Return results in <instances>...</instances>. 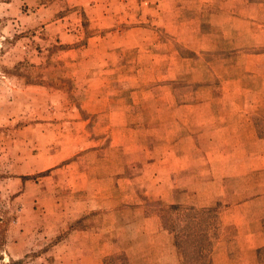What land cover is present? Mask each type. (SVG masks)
Listing matches in <instances>:
<instances>
[{"label": "rangeland", "instance_id": "rangeland-1", "mask_svg": "<svg viewBox=\"0 0 264 264\" xmlns=\"http://www.w3.org/2000/svg\"><path fill=\"white\" fill-rule=\"evenodd\" d=\"M195 8L202 2L0 0V264H264V234L251 235L264 219H241L259 205L220 218L264 188V169L222 178L205 162L264 154V94H244L261 83L264 92V68L250 59L263 34L248 33L263 30V0L184 15ZM240 72L263 75L231 77ZM239 121L263 143L217 151L215 128ZM188 136L206 160L174 172L165 194L164 154ZM189 188L200 206L179 202Z\"/></svg>", "mask_w": 264, "mask_h": 264}, {"label": "crops", "instance_id": "crops-1", "mask_svg": "<svg viewBox=\"0 0 264 264\" xmlns=\"http://www.w3.org/2000/svg\"><path fill=\"white\" fill-rule=\"evenodd\" d=\"M182 1H189V2H196L197 4L202 2V6L204 8H195L192 9L191 11H195L194 12H187L186 14H184L185 16H214L216 15L215 11L216 9L213 8V1H217V0H182ZM248 1V0H247ZM262 1V0H260ZM209 3V4H207ZM248 7H254V5L256 3H247ZM261 6V3L259 4ZM258 5V6H259ZM209 7V8H208ZM209 9V10H208ZM235 29V28H232ZM186 34V36H188V34L190 33L189 30H183ZM202 31V30H201ZM200 30L196 33L201 32ZM217 32V29H215V27L211 28V32ZM204 32V31H203ZM251 37H257L258 33L259 35L263 34V48H264V0H263V30H252L251 32ZM197 40H199V38H197ZM198 44V43H197ZM199 45V44H198ZM249 47L251 46H255V44H249L247 45ZM257 46V45H256ZM205 49V48H203ZM214 49V48H212ZM250 59H258L260 62V66L262 68H264V49L263 52L257 53V54H252L250 55ZM263 61V62H262ZM235 74V75H234ZM231 75V77L233 79L237 78L239 81L243 80V79H258L259 77H262L263 74H261V72H258L254 75L252 74H246L245 72H240V73H234ZM257 74V75H256ZM259 75V77H258ZM239 77V78H238ZM262 79H264V76L262 77ZM260 88L262 90H258L257 91H253V90H245L244 94H248L251 92V94H256L261 97H263V83L259 84ZM232 89V88H231ZM230 90V89H229ZM230 93V92H229ZM263 107V106H261ZM216 111L217 113H221V108L219 106H216ZM197 109V108H196ZM228 110V112L230 114H236L234 112V108L232 106H227L226 108ZM218 116L215 118L217 119ZM237 124V128L228 125L227 127H223L221 126V124L219 126H217L215 128V132L212 136V144H215V149L217 151L220 150V144L222 143H227L228 145H236V144H240L242 143L243 146L246 145H251V143L254 144H262L263 143V136H259L257 129L255 128V125L250 123V122H236ZM241 123V124H240ZM247 125V126H245ZM229 127V128H228ZM231 128H234L233 133L235 134L236 137H241L242 141H239L238 138H236L234 135H232L231 133ZM237 129L239 130V133L237 134ZM249 133V135H248ZM224 135L228 136V137H224ZM225 138H227V140H225ZM180 141H182V143H185L184 145H186L182 150L180 151H175L174 153L171 152L172 150H170V148L168 149L169 152L164 154V175L166 178H169V180H167L165 182V186L163 187V189L161 191H163L165 194H172V192L174 191L173 189V185L170 182V178L172 176V174L176 171L179 172H183L186 173L190 168L193 167H199V161L202 160H206L204 159V157L202 156V154L198 153V148H197V143L198 140L196 138V136H188L185 139H180ZM212 156L214 158H207V160L205 161L206 163H212V168H217V176H221L222 178L226 177V178H231V177H237V176H242V175H247L249 174V172L251 170H256V173H258L259 170V174L263 175V161H264V154L260 153L259 156H256L253 161L251 162V157L247 158L248 155H242V154H237L235 152L232 153H228L225 154L224 152L219 154V155H214L212 154ZM197 169V168H196ZM259 185H264L262 178H261V182L259 183ZM255 189V186L253 187V190ZM199 189H195V188H189L187 189V192L184 195H181V198L179 200V202L181 203H186V204H191L194 205L196 207L200 206L199 203V199H198V193H199ZM188 192H192V193H196L194 196L191 195L189 196ZM241 192H246V190H241ZM190 198H189V197ZM217 200H219V198H217ZM259 205V210L255 211L254 213H249L248 215L245 214L244 217H242L241 219H246L248 218L251 221L255 222V225H257L258 223H261V221L264 219V188L262 190H259L257 193L253 194L252 196L249 197H245L243 199H241V202H237V203H233L230 207L225 208V210H223L222 212H220V218L223 220H226V214L229 212H237L239 211H246V209L249 208H255V206L257 207ZM235 216V215H234ZM259 216V218H258ZM233 219H239V218H235L233 217ZM238 220H235V223ZM241 223V222H240ZM262 234H264V228L263 231H255L253 234L251 232V235L255 236V238L257 239L258 237H256L257 235L260 237Z\"/></svg>", "mask_w": 264, "mask_h": 264}, {"label": "trees", "instance_id": "trees-1", "mask_svg": "<svg viewBox=\"0 0 264 264\" xmlns=\"http://www.w3.org/2000/svg\"><path fill=\"white\" fill-rule=\"evenodd\" d=\"M3 224L0 223V233H1V229L3 228ZM2 242V241H1ZM179 246H180V242H179ZM183 252H184V249H183ZM185 253V252H184ZM197 254L198 255H202V247L200 245H198V249H197Z\"/></svg>", "mask_w": 264, "mask_h": 264}]
</instances>
